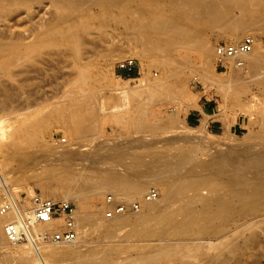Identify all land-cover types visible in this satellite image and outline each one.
<instances>
[{
	"label": "rangeland",
	"instance_id": "1",
	"mask_svg": "<svg viewBox=\"0 0 264 264\" xmlns=\"http://www.w3.org/2000/svg\"><path fill=\"white\" fill-rule=\"evenodd\" d=\"M260 1L259 3L264 4V0ZM139 3H143L154 15H166L169 13L174 15V10L168 7L171 3H175L179 7L185 6L180 0H123L118 6H110L111 10L109 12H100L98 7H93L84 9L80 14L74 13V15H79L83 19H85L86 15L92 16V18L90 17L91 20L89 19L92 27L91 37L87 36L89 42L80 45L79 49L82 53L88 52L83 55L84 60H81V65L87 71L95 74L101 84L100 87L102 89L95 92L96 98L98 101L101 100L105 103L106 106H112L117 102L116 99L121 97L119 93L121 88H136L143 83L157 84L160 83V77L162 78L161 82H168L167 73L157 63L159 61L172 62L175 72L182 74V88L186 91V97L176 95L171 89L136 96L133 98V101H127L126 106L123 107V109H126L123 111L120 109L118 112L119 114H123L126 111L128 113L126 119L119 124L113 120H101L98 131L90 137L88 136L86 143L90 145L76 148L77 145L74 144L75 142L70 137L63 119L54 112V108H57L54 106L60 105V98H58L60 96V89L70 79L68 76L73 72L74 66L79 64L78 59L70 52L69 45L66 43L60 45L61 53L59 56L52 57L46 62L47 65H44L42 68L41 75H30L33 81L35 80L37 83L43 79H46V81L41 83V92H35L28 97V101L32 102L28 108L21 109L19 103L16 101L4 103L0 96V109L3 106H7L9 111L8 114L0 112V134L11 130L12 127L17 126V123L25 118L30 121L49 118L48 122L44 121L40 123L38 121L39 125L35 126L40 137L38 144L28 148L26 152H13L7 156L0 154L1 179L13 190L12 192L16 196H22L30 192L42 196V186L50 180L44 177L41 172L49 164L58 168L55 172L57 176L62 175L59 168L63 164L60 161L54 160L56 151H62L69 157L75 155V150L80 152L78 158H71L66 161L69 165H72L70 167H73V169L85 170L86 172H92L93 170L103 171L107 167H101V165L105 166L113 163L110 171L125 175L131 180H141L146 183V189L141 196L130 197L128 200L116 199L109 192L103 193L98 198V206L101 207L100 214L95 220L81 225L83 233L79 243L66 246H48L41 250V254L49 256V258L47 257L48 264H59L55 263L54 260L60 257L67 259L80 257L81 259H88V262L91 260V262L96 264L108 262L113 264L118 260L132 258L137 254L161 251L168 245V240L171 239L177 226L182 225L186 221H193L197 227L208 225L213 229H215V223L219 229L229 226L226 228L228 232L235 229L237 226L235 223L240 221L238 218L234 219L233 224H228L224 227V224L227 223L225 213L242 208V206H236L237 199L242 190L234 192L230 188L223 189L224 193H229H226L227 197H225L224 195L226 194L222 193V191H220V194L213 193L210 195L207 189L202 188L197 192H184L177 199L170 201L173 205L181 204L193 200L198 195H201L203 200L204 198L206 199L202 201L204 202L203 204L202 202L200 203L202 205L197 203L196 207L189 208L187 213L184 214L185 216H182L180 220L167 219L166 222L158 224L160 232L153 236L148 237L145 234V229L154 223L153 220L152 222H148L147 226L145 225L146 223L142 225L143 227L141 225L139 227L136 226V219L146 210V206L144 205V208L142 206L140 212L124 215V217L128 216L130 218V223L120 226L111 235L105 236L102 234V227L112 221V219L104 218V211L106 209L104 198L106 195L110 194L114 196L118 202L139 201L149 188L154 187L159 193L158 198L153 200L156 201L162 197L161 189L158 185L160 182L175 179L185 171H188L195 163H199L205 167L204 175H207V173H217V175L223 176L225 174L223 170L220 173L217 169L212 168V164L220 165L224 170L228 168L230 172L231 170H237L248 165L245 158L247 150L254 152L259 157V154L262 153H259V150L254 148L257 147L262 133H264V87L256 85L254 80L259 76L258 74L264 75V70L255 69L257 74L253 76L250 68L245 70L250 72L248 74L243 73L244 70H240L242 75H248L246 78L250 75V78L244 84L238 83L240 81L239 78L236 84L234 82L231 84L230 82L226 88L228 94L226 93L225 95L218 89L217 85L210 83L209 80L216 83H229L230 71L232 69L226 71L216 70L213 58L210 60L208 68L204 69L198 58V54L193 50L189 51L186 56L180 57H177L178 52H176V56L173 57L167 53H154L149 48L146 44L147 40L155 38L156 32L149 29H137L138 26L135 25V22H138L137 19L139 18H144V15L137 11ZM10 13L9 24L14 31L34 30L35 33H38L54 24L61 26L58 12L48 0L31 3L25 8H15ZM102 14H105L109 20L106 23V31L100 29L101 23L98 17ZM233 14L236 17L240 16L237 10ZM242 19L250 23L251 27L246 33L232 39V41L226 38L228 37L227 26H197L195 31L204 40L209 42L213 49L218 42H239L244 36L250 34L254 36V45L256 44L264 52V10L260 9L253 13L250 12L247 14V17ZM44 21H47L46 24ZM123 22L130 24L127 26L122 24ZM179 39H181V36L177 40H170V38L163 36V40L174 43L179 42L180 44L182 40ZM182 46L177 45L176 51L185 50ZM125 58H134L137 61L139 74H122L120 77L115 73L116 62ZM201 73H205L206 79L200 76L202 75ZM233 77L237 79L238 76ZM234 91L238 92L236 100H232L229 96ZM23 96L25 97L24 94H22ZM50 96L53 98L45 100ZM204 102L210 103L213 111L210 114L205 113L204 118L196 124L189 122V119L194 116L195 110H200V105ZM177 111H179V114L177 121L174 123L171 115L177 113ZM112 114L114 113L109 111L103 117L109 119ZM140 121L144 123V130L136 129V126L133 125L135 123L138 124L137 122ZM202 123L207 124V128L205 127L204 130H201L200 127ZM185 135L195 137L196 140L192 141L193 139L191 138L183 137ZM62 140H65V142L63 143ZM184 140L186 141L184 142ZM165 141L166 143H164ZM0 142H2L1 137ZM98 144H102L104 147L117 148L119 153L125 155V158L128 157L126 158L127 160L132 157H142L147 162L140 163L133 168H122V165H115L116 163L114 164L112 157H110V154L115 155V150H110V152L105 150L102 155H99L100 157L92 155L90 153L91 150ZM70 147L73 148V151ZM158 148L160 150L168 149V153L173 156L179 155L180 152L178 151L180 149H190V151H193H191V155L195 156L185 163L174 164L168 159L148 161L150 153L161 152ZM249 154L251 155L252 153L250 152ZM249 154L247 157L250 156ZM254 154L252 155L256 157ZM251 156L249 158L254 159ZM73 164L77 166H73ZM99 164L101 165L99 166ZM113 165L115 166L113 167ZM168 169H171V171ZM229 189L233 191L231 192ZM258 192V199L254 197L256 200L252 198V201H250L253 204L260 201L257 203V207H262L260 204L264 205V200L261 202L260 199L262 198L259 199V197L262 195L261 192L264 193V190H258ZM221 194L223 195L222 198L225 197L224 202ZM1 197L2 185L0 183V201ZM59 200H63V198ZM67 200L73 203L76 208L77 203L75 199L69 198ZM240 213L242 214V211ZM214 238L205 235L190 239L194 244H198L201 241L206 245L210 241L215 244L217 240L214 241ZM256 240L257 244L253 248L240 247L230 254L226 250H209L204 252L203 248L190 253H194L193 257L196 263H198L200 258H209L216 254L220 258H225V264H264V224L258 229ZM174 245L175 243L172 244V246ZM180 246L182 245L177 244L175 248ZM10 247L6 243L2 251L0 250V264H17L16 257L20 253L30 257L34 256L27 248L29 246L25 244ZM6 253H10V256L4 255ZM104 256H107V259H103ZM154 264L176 263L162 260Z\"/></svg>",
	"mask_w": 264,
	"mask_h": 264
},
{
	"label": "bare ground",
	"instance_id": "2",
	"mask_svg": "<svg viewBox=\"0 0 264 264\" xmlns=\"http://www.w3.org/2000/svg\"><path fill=\"white\" fill-rule=\"evenodd\" d=\"M38 1L40 0H0V96L4 103L16 101L19 103L21 109L30 106V103L32 102L28 101V97L35 92L40 91L42 89L41 83L46 81V79H43L37 83L35 80L33 81L30 75H41L42 68L44 65H47L46 62L50 58L60 55L61 51L59 47L63 43L69 45L70 52L78 59L77 61L79 64L74 66L73 72L68 76L70 79H68L60 89V96L58 97L60 98V105L54 106L57 107L54 108V112L57 116L59 115V117L63 119L70 137H72L75 142L74 144L77 145L76 148L90 145L86 143V141H88V136L90 137L98 131L101 120H113L115 123L119 124L126 119L128 115L126 111V113L124 112L123 114H119L118 112L120 109L121 111L126 109H123V107L126 106L127 101H133V98L136 96H140L144 93H158L162 90L171 89L176 95L186 97V91L182 88V74L175 72L172 62L159 61L157 63L167 73L168 82H161L162 78L160 77V83L157 84L143 83L136 88H121V91L119 92L121 97L116 99L118 103L116 102L112 106H106L101 100L98 101L95 92L102 89L100 87L101 84L95 74L87 71L84 66L81 65V60H84L83 55L88 52L85 51L82 53L79 49V46L89 42L88 40L91 37L92 27L90 25V20L92 16L86 15L85 19H83L80 18L81 16L79 15H74V13L80 14L84 9L93 7H98L100 12H109L111 10L110 6H118L123 0H48L57 10L61 26L54 24L49 28H44V30L38 33H35L34 30L14 31L9 24L11 17L10 12L15 8L28 7L29 4ZM259 1L260 0H180L181 3L185 4L184 7H179L175 3H171V5L168 6L169 9L174 10L173 13L175 16L170 13L166 15H154L143 3H139L137 11L140 14H143L144 18L137 19L138 22H135V25L138 26L137 29H149L156 32V37L148 39L146 43L154 53H167L174 57L176 56V52H178L177 57H180L186 56L189 51L193 50L198 54L202 67L206 69L209 66L210 60L212 58L215 60V51L212 45L199 36L197 31H195L196 27L227 26L228 37L226 38L229 41H232V39L240 37V35L246 33L251 27L250 23L242 18L247 17V14L250 12L253 13L260 9L264 10V4L259 3ZM235 10L239 12V17H236L233 14ZM98 19L101 23L100 29L106 31V23L109 21L108 17L105 14H102ZM122 24L129 26L130 23L123 22ZM85 36L87 40L85 39ZM87 36H89V38ZM163 36L170 38V40H177L178 37L181 36V39L179 40L182 41H180V44L179 42L174 43L166 41L163 40ZM177 45H183L182 47L185 48V50L176 51ZM242 59L244 61V66L241 68H233L230 71L229 83H216L209 80L210 83L217 85L218 89L226 95V93L228 94L226 88L230 82L231 84L233 82L236 84L239 78L240 81H238V83L240 82V84H244L250 78V75L248 78H246L248 75H242L240 70H244L243 73L248 74L249 71L245 70L250 68L253 73L252 76L257 74L256 70H264V52H262L256 44L254 45L253 50L250 53L245 54ZM201 74L202 75L200 76H202L203 79H206L205 73ZM258 75L257 78L255 77L256 79L254 82L256 85L264 87V75ZM233 76L238 77L236 79ZM22 94H24L25 97H22ZM229 96L232 100H236L238 92L234 91ZM51 98L53 97H47L45 100ZM109 111L114 114H112L109 119H105L103 116ZM0 112L8 114V107H1ZM10 112L13 113L14 111ZM178 114L179 111L171 115V119L174 123L177 121ZM129 119L131 118L129 117ZM38 121L40 123L44 121L48 122L49 118H43ZM38 121H30L25 118L17 123V126L12 127L11 130L0 134L2 141L0 142V154L2 156H7L13 152H26L28 148L38 144L40 137L38 135V130L35 128V126L39 125ZM141 121L137 122L138 124L135 123L133 125L136 126V129L144 130L145 126ZM206 125V123H202V126H200L201 130H204L205 127L207 128ZM183 137L191 138L193 139L192 141L195 139V137L186 135ZM185 141L186 140H184V142ZM164 143H166V141ZM109 147L110 146L104 147L102 144H98L90 153L98 157L99 155H102L105 150L108 152H110V150H115V155L109 153L111 155L109 156L112 157L114 164L116 163L115 165H122V168H133L140 163L147 162L144 161V158L142 157H132L127 160L126 158L128 157L125 158V155L119 153L117 148ZM70 148L73 151V148ZM254 149H258L259 153L262 152L259 154L260 157L256 156L254 152L247 150L245 158L248 165L237 170L229 169L232 172H229L228 168H225L226 170H224L222 166L212 164V168L217 169L220 173H222L223 170V173H225L223 176H219L217 173H207V175H204L205 167L199 163H195V165L188 171H185L175 179L160 182L158 185L160 186L162 197L156 201L143 203V205L146 206V210L142 212V215L140 214L138 219H136V226L138 227L145 223L147 226L148 222H152V220L154 221L153 224L148 226L149 228L145 229V234L150 237L160 232L158 224L166 222L167 219H172L174 221L180 220L182 216H185L184 214L187 213L189 208L193 206L196 207L197 203L200 204L202 201L206 200L205 198L203 200L202 196L198 195L195 196L193 200L173 205L170 201L177 199L182 193L187 191L197 192L198 190L205 188L209 194L212 195L213 193L220 194V191L223 189L230 188L233 189L234 192L242 190L236 203V206H242L240 209L242 214L240 213V210H232L230 213H225L227 223L224 224V227L228 224H233L234 219L236 220L238 218V220H240L238 222L239 224L235 223V225H237L235 229L228 232L226 228L229 226L219 229L217 228L216 223L214 224L215 229L208 225L197 227L193 221H186L182 225L177 226L171 239L168 240V245H166L161 251L137 254L126 260H118L113 264H154L162 260L173 261L176 264H225V258H220L216 254L209 258H200L198 263H196L193 257L194 253L190 252L203 248L204 252L209 250H226L227 253L230 254L235 250H238L240 247L253 248L257 244L256 236L258 235V229L264 224V205L260 204L262 207H257V203L260 201L254 204L251 202V199L254 197L258 199V190H264V155H262L264 154V133H262L260 142ZM53 151L55 152V150ZM75 151V155L70 157L62 151L55 152L54 160L60 161L63 164V166L59 168L62 175L57 176L55 174L58 168L52 164L45 166L42 169L41 174L50 181L42 186L41 195L42 197L51 198L55 201L62 198L66 201H68L67 199L69 198L75 199L77 203L76 222L79 229L78 239L68 244H37V246L27 247L34 256L30 257L20 253L16 257L17 264H48L47 257L49 258V256L40 253L43 248L48 246H66L79 243L83 233L81 225L95 220L100 214L101 207L98 206V198L103 193L109 192L112 193L116 199L125 200H128L130 197L134 198L141 196L144 193L146 189V183L144 181L138 179V181L131 180L125 175L110 171L113 163H111V165L104 163L110 166L99 164L101 167H107L106 170L103 171L93 170L92 172H86L85 170L73 169V167H70L72 165H69L66 161L71 158L74 159L79 157L80 152L78 150ZM160 151L161 152L150 153L148 155V161L168 159L174 164L185 163L195 156L191 155L193 151L191 150V152L190 149H180L178 151L180 154L175 156L170 155L168 149ZM250 152L256 156L254 157L251 154L254 159L249 158L251 156L249 154ZM248 154L250 156L247 157ZM115 165H113V167ZM73 166L77 165L73 164ZM168 170L171 171V169ZM3 181L4 180L1 179L0 175V183H4ZM223 191L222 193H224ZM261 194L264 195L262 192ZM262 195L259 197V199L262 198L260 199L261 202L264 200V196ZM222 196L223 195L221 194V198ZM224 196L227 197V194ZM225 197L222 198L223 202ZM203 203L204 202H202V204ZM127 214L130 213L121 214L111 218L112 221L108 225L102 227V234L105 236L111 235L120 226L130 223V218H128V216L124 217V215ZM6 220L7 218L0 216L1 251L7 243L3 233V226ZM39 228L40 230H49L52 229V225H41ZM205 235L207 237H215L213 240H217V242L215 241V244H213V242L211 243L210 241L206 245L201 241L198 244L191 242L192 238ZM173 243H175V245L181 244L182 246L175 248V245L172 246ZM7 245L10 247L8 243ZM19 248H21V246H19ZM9 254L10 253H6L4 255L10 256ZM103 259H107V256H104ZM54 262L59 264H96L91 262V260L88 262V259H81L80 257L74 259L60 257L55 259Z\"/></svg>",
	"mask_w": 264,
	"mask_h": 264
},
{
	"label": "built area",
	"instance_id": "3",
	"mask_svg": "<svg viewBox=\"0 0 264 264\" xmlns=\"http://www.w3.org/2000/svg\"><path fill=\"white\" fill-rule=\"evenodd\" d=\"M255 39L245 36L239 42H218L215 44V69L226 71L244 66L242 57L253 50ZM115 73L139 74L137 61L125 58L115 64ZM64 143L65 140H62ZM2 185L0 216L7 218L3 233L10 246L25 244L29 247L37 244H68L78 239L79 229L76 222V208L66 200L55 201L34 192L16 196L5 183ZM159 196L154 187L148 189L139 201L118 202L108 194L104 198V218L111 219L125 213H136L143 203L153 201ZM41 225H52V229L40 230Z\"/></svg>",
	"mask_w": 264,
	"mask_h": 264
},
{
	"label": "crops",
	"instance_id": "4",
	"mask_svg": "<svg viewBox=\"0 0 264 264\" xmlns=\"http://www.w3.org/2000/svg\"><path fill=\"white\" fill-rule=\"evenodd\" d=\"M211 111H213L211 104L204 102L202 105H200V110H195V114L189 119V122L196 124L204 118L205 113L210 114Z\"/></svg>",
	"mask_w": 264,
	"mask_h": 264
}]
</instances>
